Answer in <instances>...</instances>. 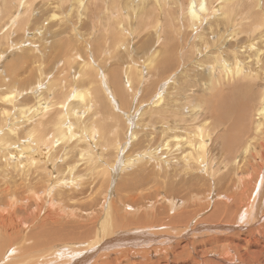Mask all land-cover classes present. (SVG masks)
<instances>
[{
	"label": "bare ground",
	"instance_id": "obj_1",
	"mask_svg": "<svg viewBox=\"0 0 264 264\" xmlns=\"http://www.w3.org/2000/svg\"><path fill=\"white\" fill-rule=\"evenodd\" d=\"M263 206L264 0H0V264H264Z\"/></svg>",
	"mask_w": 264,
	"mask_h": 264
},
{
	"label": "rangeland",
	"instance_id": "obj_2",
	"mask_svg": "<svg viewBox=\"0 0 264 264\" xmlns=\"http://www.w3.org/2000/svg\"><path fill=\"white\" fill-rule=\"evenodd\" d=\"M15 8H18V7H15ZM19 28V30H22L23 28H21V27H18ZM5 29H9V25H7V26H5L4 28H3V30H5ZM3 32V31H2ZM49 60V59H48ZM66 74V73H65ZM119 86L121 87L122 86V84H119ZM31 95V93L28 95V96H30ZM115 111V110H114ZM50 114H46L45 115V118H47V116H49ZM147 204H149V203H147ZM150 205V204H149ZM152 208H153V206H152ZM263 208V210H264V206L262 207Z\"/></svg>",
	"mask_w": 264,
	"mask_h": 264
}]
</instances>
